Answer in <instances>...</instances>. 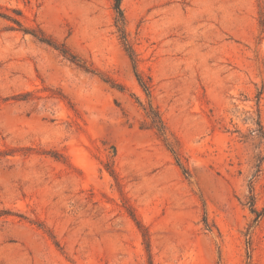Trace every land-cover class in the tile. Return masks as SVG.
<instances>
[{"label": "rangeland", "instance_id": "obj_1", "mask_svg": "<svg viewBox=\"0 0 264 264\" xmlns=\"http://www.w3.org/2000/svg\"><path fill=\"white\" fill-rule=\"evenodd\" d=\"M120 8L0 0V264H264V0Z\"/></svg>", "mask_w": 264, "mask_h": 264}, {"label": "trees", "instance_id": "obj_2", "mask_svg": "<svg viewBox=\"0 0 264 264\" xmlns=\"http://www.w3.org/2000/svg\"><path fill=\"white\" fill-rule=\"evenodd\" d=\"M120 3H121V0H114V8H115V11H116V13L118 15V19L116 20V24L120 22V24L122 25L123 24V14H122V10L120 8ZM118 30L121 31L122 39L125 40L122 28L118 27ZM38 40L40 42L46 43L48 45H52L50 39H48V38L39 37ZM55 48L58 49V47H55ZM58 50H60V52L64 56H68L71 61H75L76 60L75 56L71 55V54H68V52L65 49H58ZM127 51L129 52V57L132 59L131 51L129 49H127ZM136 77H137L138 82L142 86L143 90L147 91V89H148L147 86L145 85V83H142V80H141L140 76L137 73H136ZM145 115H146V118H148V120H149V127L154 129L158 133V135H160L162 137L165 136L164 123H163L159 113L150 104H148L147 110L145 111ZM183 171H184V173H186L185 169H183ZM109 172H110L111 175H113L112 171H109ZM252 212H255V211H252Z\"/></svg>", "mask_w": 264, "mask_h": 264}]
</instances>
